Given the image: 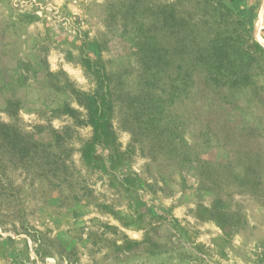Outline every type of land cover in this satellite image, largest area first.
Returning a JSON list of instances; mask_svg holds the SVG:
<instances>
[{
	"label": "rangeland",
	"instance_id": "1",
	"mask_svg": "<svg viewBox=\"0 0 264 264\" xmlns=\"http://www.w3.org/2000/svg\"><path fill=\"white\" fill-rule=\"evenodd\" d=\"M255 0H0V264H264Z\"/></svg>",
	"mask_w": 264,
	"mask_h": 264
},
{
	"label": "bare ground",
	"instance_id": "2",
	"mask_svg": "<svg viewBox=\"0 0 264 264\" xmlns=\"http://www.w3.org/2000/svg\"><path fill=\"white\" fill-rule=\"evenodd\" d=\"M255 2H260L261 4L260 10L253 23V27H254L253 34L257 35L258 31L264 26V0H255Z\"/></svg>",
	"mask_w": 264,
	"mask_h": 264
}]
</instances>
